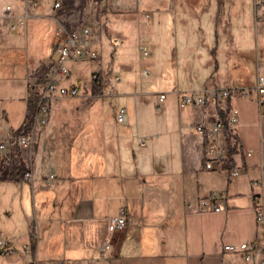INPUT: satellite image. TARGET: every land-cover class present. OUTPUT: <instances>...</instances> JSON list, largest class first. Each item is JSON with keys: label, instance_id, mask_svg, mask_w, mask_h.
Wrapping results in <instances>:
<instances>
[{"label": "crops", "instance_id": "0c3cea01", "mask_svg": "<svg viewBox=\"0 0 264 264\" xmlns=\"http://www.w3.org/2000/svg\"><path fill=\"white\" fill-rule=\"evenodd\" d=\"M128 1L97 0L99 14L96 19L103 20L100 23L102 29L93 25L91 28L94 27L92 33L96 30L98 39L101 31L108 35L109 27L128 24L130 21L141 22L146 31L160 21H176L178 11L181 12L180 18L187 22L184 23L186 26L195 25L192 21L203 26V22L213 21L217 12L222 14L225 4L233 5L236 2L217 0L216 6L209 7L212 12L208 18L210 10L202 0ZM253 2L243 0L246 6ZM262 14L264 16V9ZM215 19L219 20L217 15ZM256 23L257 27H261L263 37L258 55L246 52L234 56L227 50L239 44L244 34L242 30L229 31L232 25L228 20L220 37L222 45H225L219 55L214 52V58L220 57L221 60L215 61L214 70L211 65L206 69L211 56L204 52L203 69L194 74L189 67L187 85L180 86L177 83L166 89L167 93L161 102H158V96L155 97L156 108L162 111L163 116H167L172 100L176 103L172 108L176 112L181 150L177 169L153 166L143 170H125L111 166L110 153L105 156L108 150H99L98 154L95 153L97 150H91L94 151L92 156L91 152L86 154V150H75L82 142L79 132L81 125L67 115L57 117L66 118L63 127L56 132L61 150H48L47 142L51 139V132L56 130L50 121L47 128L40 126L42 134L38 136L36 149L20 153L23 163L24 160L30 161L29 167L24 165L31 179L7 177L0 159V239L8 240L12 248L10 252L0 250V264H27L23 251V245L27 243H31L32 254L39 262L67 260L70 264H245L240 254L224 252L222 246L248 241L262 233L261 226L256 223V204L250 194L251 181L260 176L261 165L264 164V107H258L254 83L249 82L247 76L244 77L243 68L245 60L250 58L256 65V76H264V72H260V68L264 71V28L259 21ZM9 24L8 16L0 12V35L10 30ZM126 34L119 30L108 36L115 53L113 61L117 60V56L121 58L126 50V47L121 46L123 39L127 38ZM97 38L93 39V43L97 42ZM116 40L119 42L116 43ZM142 47L145 45L140 46L139 50ZM195 47L200 49V46ZM153 55L149 52L148 56ZM152 64L155 70L153 61ZM28 65L31 66L27 68V73L38 64L34 62ZM121 66L123 69L129 68L124 64ZM220 69L236 74L233 79L228 76L225 78L224 75L219 80L215 75ZM101 71L108 80L101 96L109 94L117 98L120 103L118 110L125 108L128 120L127 124L120 125L130 127V124H134L137 132L140 128L138 110L142 108L143 102L139 104L138 110L134 109V116H130L128 108L132 104L128 97L133 94L132 91L125 89L127 86L123 85L121 76H117L116 91L111 82L112 73ZM225 87L247 90L246 96L236 95L227 103L229 109L235 108L238 111V121L233 128L235 137L231 144L235 149L232 157L237 162L236 166L242 167V173L235 178L227 174L225 166L219 171L202 169L204 157L215 155L219 146L225 147V137L220 134L217 138H206L194 129L197 123L210 128L220 118L218 111L223 106L212 103L204 107L177 106L182 93ZM126 93L128 97L125 98ZM99 97H77L79 104L71 106L73 109H69L70 113L89 109L92 106L86 107V104L96 103ZM56 109L65 112L64 108ZM51 112L49 103V114ZM4 114L2 117H5ZM19 126H10L8 129L0 127V140ZM145 139L150 140V136L146 135ZM143 147L139 146L137 150ZM247 150L251 151L250 156L245 155ZM211 190L221 191V211L201 212L185 206L186 202L205 197ZM253 191H258V188ZM121 209L126 211L127 225L122 231L110 234L109 218L116 216ZM30 226L36 232L35 237L28 234ZM109 236L110 246L101 253L100 249Z\"/></svg>", "mask_w": 264, "mask_h": 264}, {"label": "rangeland", "instance_id": "374dc122", "mask_svg": "<svg viewBox=\"0 0 264 264\" xmlns=\"http://www.w3.org/2000/svg\"><path fill=\"white\" fill-rule=\"evenodd\" d=\"M38 1L37 7L29 10L30 15L26 17L21 2L0 0V12L4 13L5 6L10 5L15 13L24 17L22 25H18L15 29H7L6 34L0 35V127H4V129H8L10 126L17 127L21 124L26 112L28 85L35 80L34 69H30L27 73V68L31 66L28 64L35 62L39 65L40 60L46 61L56 40V15L52 10L56 0ZM202 1L207 4L208 8L218 4L217 0ZM250 1L254 2L249 6L244 5L243 0H236L233 5L225 4V11L222 14L217 12L214 20L203 22V26L194 21L192 22L195 25L186 26L184 23L187 22L180 18L181 12L178 11L176 21H160L155 26L147 28V31L141 22L131 21L128 24L109 27L108 35L101 31L99 39L95 33L96 30H93L90 39L98 53V58L67 63L70 74L68 78H62V83L68 85L70 80L79 81L84 85L82 93H91L90 75L101 69L112 73L111 82L117 91L116 77L121 76L123 85L127 86L125 89L133 93L129 94L130 97L127 96L128 93L125 95V98L127 96L132 104L128 108L129 115L134 116V109L138 110L139 104L143 102L142 108L138 110L140 128L136 132L134 124L124 127L116 122L115 116L120 103L117 98L110 97L109 94L100 96L96 103H87L86 107H92L76 114H71L69 109H73L71 106L75 107L79 104L78 99L52 100L49 121L43 125V129H45L51 121L52 126L56 128L51 132V139L47 142L48 150H61V146L56 140L58 136L56 132L63 127L66 118L59 119L57 117L67 115L69 119L74 118L81 125L79 132L82 142L75 150H86V154L91 152V156L94 154V151L91 150H97L96 154L102 150H108L109 152H106L105 156L110 153L111 166L122 167L125 170L133 168L143 170L153 166L177 169L180 164L181 150L177 134L176 112L172 108L176 106V103L172 100V107L169 108L167 116H163L162 111L156 108L154 99L160 94L167 93L166 89L176 86L177 83L180 86L187 85L186 74L189 67H191V71H194V74H198L203 69L204 52H208L211 56L206 69L211 65L212 71L214 70L215 61L221 62L220 57L214 58V52L219 55L225 45H222L220 37L226 29L228 20L232 25L229 31L242 30L244 34L240 38L242 40L239 44H234L233 48L229 47L227 50L234 56L246 52L258 55L263 37L261 27H257L256 22L258 18H264L262 14L264 0ZM128 2L137 3L138 0H129ZM97 3V0H87L82 12L75 11L66 17H61L72 27L93 25L102 29L100 23H103V20L96 19L99 14ZM209 10L208 18L212 8ZM216 15L219 18L218 21L215 19ZM119 30L127 33V38L125 37L121 44L126 47V50L123 51L121 58L117 56V60L113 61L115 53L109 44L108 36H112ZM96 38L97 42L93 43V39ZM143 45L154 55L141 56L139 47ZM196 45L200 46L199 50L195 49ZM152 61L156 65L155 70L152 69ZM40 64L43 63L40 62ZM121 64L127 65L129 68L123 69ZM243 68H245L244 77L247 76L249 82L256 86V65L252 59L245 60ZM143 69L148 71L147 76L142 74ZM222 69L215 75L219 80L223 79L224 75L225 78L227 76L230 79L234 78L235 72ZM140 70L141 74H139ZM260 72H264L262 68H260ZM170 98L172 97L170 96ZM134 100H136L137 106ZM56 108H64L65 112ZM3 112H5V117H2ZM40 128V126L36 128V139L32 150L36 149L38 136L40 133L42 134V128ZM146 135L150 136V140L145 139ZM139 146L144 147L142 150H137Z\"/></svg>", "mask_w": 264, "mask_h": 264}, {"label": "built area", "instance_id": "2783aa9c", "mask_svg": "<svg viewBox=\"0 0 264 264\" xmlns=\"http://www.w3.org/2000/svg\"><path fill=\"white\" fill-rule=\"evenodd\" d=\"M21 2L25 16L29 15V10L35 9L39 3L38 0H17ZM60 7V1H54L52 10L56 15V40L53 43V49L43 65L47 67V71L41 82H34L28 85V95L39 97L40 100L37 104L33 121L28 126L27 121H22L20 126L14 131L6 135L0 140V159L2 165L7 169L8 174L12 171L14 160L23 151H31L36 139V128L43 126L48 121L49 116V103L52 100L59 98H77L82 95L84 98L94 99L101 96V92L82 93L83 83L76 80H70L68 85L62 83V78H68L70 70L67 66L69 62H81L87 60H95L98 58L97 51L91 44L92 28L89 25H82L79 27H72L66 24L61 16L57 15ZM4 13L10 20L9 28L15 29L18 25L24 23V17L13 11L10 5H6ZM264 28V18H258ZM119 40H116L118 43ZM141 56H148L149 51L142 47L140 48ZM97 71L90 75V83L98 82L99 79ZM142 74L148 75V71L143 69ZM118 79V77H116ZM256 93L258 107H264V76L257 74L256 76ZM244 97L247 95L246 89H233V88H205L200 91L186 92L180 94L178 98L179 108H184L188 105H199L204 107L207 103H212L216 106H223V111L226 113L225 119L218 118L215 120L210 128L197 123L194 126L196 133L205 136L206 138H217L223 134L225 126L233 130L238 121V111L235 108L229 109L227 106L228 101L234 96ZM165 94H160L157 97L158 102L163 101ZM115 119L120 124H127V114L125 108H120L116 113ZM246 156L251 155V151H245ZM25 165L29 167V162L24 160ZM227 162V155L225 147L219 146L215 151V155L209 158H204L202 162V169L206 171H219L225 166ZM242 173L241 166H235L229 172L230 177H237ZM24 179H31V174L26 170L22 176ZM252 192L250 194L251 200L256 204V223L261 226L262 233L254 236L248 241H242L236 244L228 243L222 246V251L234 254H240L245 264H264V164L261 165L260 176L252 179L251 181ZM258 188V191H253ZM222 196L220 190H211L205 197L197 198L195 201L186 202L187 208H192L195 211L219 212L222 207ZM127 225V214L124 209H121L116 216L109 218V231L110 234L116 231H122ZM28 234L31 237L36 236L33 227L30 226ZM111 243L109 236L101 247V253L106 251ZM0 250L7 252L12 251L9 242L6 239H0ZM23 251L27 257V264H70L67 260H54L48 262H39L32 254V245L27 243L23 245Z\"/></svg>", "mask_w": 264, "mask_h": 264}, {"label": "trees", "instance_id": "16d2710c", "mask_svg": "<svg viewBox=\"0 0 264 264\" xmlns=\"http://www.w3.org/2000/svg\"><path fill=\"white\" fill-rule=\"evenodd\" d=\"M59 1H60V7L57 11V15L62 17H66L75 11L82 12L83 8L87 3V0H59ZM76 1H78V3H76ZM46 71H47V67L44 66L43 64L39 63V65L35 67L34 76L36 82L39 83L43 80ZM96 73L99 79L102 80V82L101 83L91 82V90L94 93L96 92L102 93L103 88L106 86L108 80L105 79V76L103 75V72L101 70H97ZM39 100H40L39 97L32 95H28L26 99V112L23 121H27L28 126L31 125L33 121V117ZM218 114L220 115V118L225 119L226 113L224 111L219 109ZM223 135L225 137V151L227 155V162L225 164V167H226V172L229 175L230 170L237 165V162L232 157V155L235 152V149L231 144V141L232 139H234L235 135L233 133V130L227 126L223 128ZM25 171H26V167L19 155L14 160L12 171L10 174H8L7 169L5 168V174L7 175V177L23 176Z\"/></svg>", "mask_w": 264, "mask_h": 264}]
</instances>
